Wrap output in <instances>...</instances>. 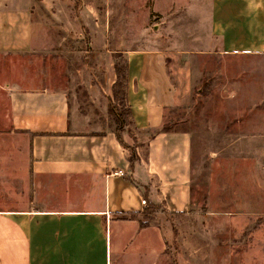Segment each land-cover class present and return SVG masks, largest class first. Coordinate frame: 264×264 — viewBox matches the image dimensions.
Returning <instances> with one entry per match:
<instances>
[{"label": "crops", "instance_id": "obj_1", "mask_svg": "<svg viewBox=\"0 0 264 264\" xmlns=\"http://www.w3.org/2000/svg\"><path fill=\"white\" fill-rule=\"evenodd\" d=\"M189 1L211 59L264 58V0ZM32 9L33 0H0V96L13 128L30 136L33 177L25 206L0 209V264H154L168 240L158 219L192 205L190 134L164 131L190 97L188 59L173 68L162 50L124 52L128 115L115 132V61L107 83L84 82L81 96L26 73V55L41 49ZM93 98L105 109L81 108ZM148 205L159 208L144 219Z\"/></svg>", "mask_w": 264, "mask_h": 264}, {"label": "rangeland", "instance_id": "obj_2", "mask_svg": "<svg viewBox=\"0 0 264 264\" xmlns=\"http://www.w3.org/2000/svg\"><path fill=\"white\" fill-rule=\"evenodd\" d=\"M198 10L189 0H33L41 49L26 55V73L81 96L84 82L105 85L108 64L121 66L126 51L162 50L173 68L187 57L190 97L166 122L191 137L192 205L158 219L168 240L154 264H264V58L211 59L198 49ZM93 100L81 108L105 109ZM8 111L3 93L0 209L25 206L33 182L30 136Z\"/></svg>", "mask_w": 264, "mask_h": 264}, {"label": "trees", "instance_id": "obj_3", "mask_svg": "<svg viewBox=\"0 0 264 264\" xmlns=\"http://www.w3.org/2000/svg\"><path fill=\"white\" fill-rule=\"evenodd\" d=\"M114 71L116 75V81L113 85V98L117 100L118 107H110L111 113L114 115V120L116 124L115 132H119L122 130L123 124L126 122V117L128 115V109L125 105V80H126V70L124 67L121 68V66L115 62L114 63ZM117 112H115L114 110ZM169 130V127H164V131ZM117 136V135H116ZM119 139V136H117ZM135 157L134 151L131 150L130 154V161L133 162ZM158 206L155 205H148L146 207V210L143 213L144 219H150L158 210ZM147 226V223H140V228H145Z\"/></svg>", "mask_w": 264, "mask_h": 264}, {"label": "built area", "instance_id": "obj_4", "mask_svg": "<svg viewBox=\"0 0 264 264\" xmlns=\"http://www.w3.org/2000/svg\"><path fill=\"white\" fill-rule=\"evenodd\" d=\"M141 205H142V206H145V201L142 200V201H141Z\"/></svg>", "mask_w": 264, "mask_h": 264}]
</instances>
